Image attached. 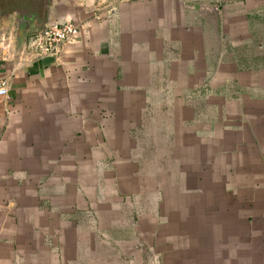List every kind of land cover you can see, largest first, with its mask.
<instances>
[{"label":"crops","instance_id":"obj_1","mask_svg":"<svg viewBox=\"0 0 264 264\" xmlns=\"http://www.w3.org/2000/svg\"><path fill=\"white\" fill-rule=\"evenodd\" d=\"M68 22L81 32L57 55L0 39V264L66 228L65 247L112 230L170 246L163 264H264V0H48V25ZM166 90L205 153L164 203L137 157ZM176 132L162 165L180 164Z\"/></svg>","mask_w":264,"mask_h":264},{"label":"rangeland","instance_id":"obj_2","mask_svg":"<svg viewBox=\"0 0 264 264\" xmlns=\"http://www.w3.org/2000/svg\"><path fill=\"white\" fill-rule=\"evenodd\" d=\"M173 92V90L165 91V93H167L165 101L160 102L159 110H157L155 115L147 119L148 123L145 128L141 131L139 130L138 135L140 152L138 153L139 156L137 159L140 158L139 162L144 169H148L150 172L154 173L151 183L155 181V183L161 185V189L166 195L164 203H167L172 198L179 197L181 194L179 190H185L184 187H186L187 190L193 188L194 184L189 183L186 179L190 178L188 174L190 173L191 167L194 168V171H197V169H200L201 165H203V159H200L201 162H197L199 157L195 155L197 153H205V151L202 150L203 146L201 149L197 147L196 141H198L199 135L195 133L194 129L189 127L188 121L190 117L182 122L181 116L182 118H187L184 117V114L174 118V102L170 100L172 99ZM175 119L176 125L174 126ZM202 120H204V117ZM163 121L165 122L164 126L161 124ZM161 127L165 129H161ZM175 131H177L176 143L182 145V148L177 151V155L180 157V164L179 162H172L170 160V165L169 163L162 165L165 163L164 160L169 161L170 155L174 151L173 146H170L173 151H168L166 147L169 146V142L173 144ZM156 143L161 145L160 151H158L157 148L152 149ZM190 147L193 149L191 150ZM142 160L145 163L142 164ZM171 174L181 176L177 177L174 181L170 176ZM181 177L184 180H181ZM198 185L200 187V184ZM199 199H202L200 204H204V197H199ZM89 217L93 220L94 214L90 213ZM173 219L175 221L179 220L176 217H173ZM124 222L125 218L118 224L114 222V226L120 225L121 223L124 224ZM163 222L167 225V220ZM88 225H90L89 221ZM183 226L186 227L185 225ZM87 232L86 229L85 239H82L81 236L79 237L78 245L71 246L73 243H68L65 247L64 241H71L70 235H68L71 233L69 228H66V232L62 234L65 235L66 233L67 239H63L61 243L60 241H53L50 239L52 235L57 236V234H60L59 230L44 229L41 234L39 232L40 236L36 241L38 244L33 245V256L23 253L20 264H163L162 261L159 260L160 258L157 251L160 250L163 252L171 249L170 246H167L163 248V251L160 247L159 250H157L156 245H154L156 244L155 242H147L144 244L135 242L132 244L133 246L126 245L120 242V240H117L114 235L115 232L112 230H104L99 234H95L94 238L91 239L87 238ZM61 233H63V231H61ZM81 233L83 232L81 231L80 234ZM94 233H98L97 229ZM116 242H118L117 245Z\"/></svg>","mask_w":264,"mask_h":264},{"label":"water","instance_id":"obj_3","mask_svg":"<svg viewBox=\"0 0 264 264\" xmlns=\"http://www.w3.org/2000/svg\"><path fill=\"white\" fill-rule=\"evenodd\" d=\"M5 1H0V39L8 34L7 45L13 56L27 58L28 48L48 29V0Z\"/></svg>","mask_w":264,"mask_h":264},{"label":"built area","instance_id":"obj_4","mask_svg":"<svg viewBox=\"0 0 264 264\" xmlns=\"http://www.w3.org/2000/svg\"><path fill=\"white\" fill-rule=\"evenodd\" d=\"M81 32L80 23L68 22L63 25L53 24L48 26L45 33L41 34L39 47L45 55H57L62 47L74 39ZM9 91L5 83H0V97H7Z\"/></svg>","mask_w":264,"mask_h":264}]
</instances>
